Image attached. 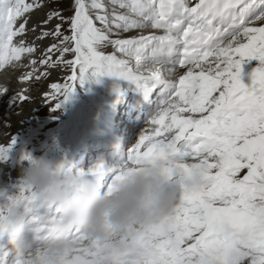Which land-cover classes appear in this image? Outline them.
Wrapping results in <instances>:
<instances>
[{
	"label": "snow or ice",
	"instance_id": "1",
	"mask_svg": "<svg viewBox=\"0 0 264 264\" xmlns=\"http://www.w3.org/2000/svg\"><path fill=\"white\" fill-rule=\"evenodd\" d=\"M44 7L46 0H0V70L17 68L39 50L38 41L54 39L38 63L63 65L71 75L41 96L55 102L53 112L77 86L105 76L127 82L153 108L148 128L126 152L117 147L118 164L100 161L82 171L101 180L110 173L103 182L110 192L137 165L160 159L169 179L179 180L168 215L103 241L74 230L80 247L63 264H264V0H71L70 16L51 10L29 27L31 13ZM109 45L112 53L103 50ZM53 52L60 53L56 61ZM253 60L259 64L245 83L242 66ZM36 65H19L31 70L18 82L48 75L37 74ZM30 91L0 83V98L10 96L18 116L34 100ZM14 144L13 137L0 143V161ZM16 189L0 192V233L8 203L23 201L31 212L38 200L22 182ZM49 215L37 209L30 217L37 246Z\"/></svg>",
	"mask_w": 264,
	"mask_h": 264
},
{
	"label": "clouds",
	"instance_id": "2",
	"mask_svg": "<svg viewBox=\"0 0 264 264\" xmlns=\"http://www.w3.org/2000/svg\"><path fill=\"white\" fill-rule=\"evenodd\" d=\"M42 151L24 159L20 169V181L36 193L37 202L31 212L23 201L8 203L6 227L0 233V239L7 237L15 259L24 258L27 264H63L80 247L74 230L89 240L112 239L134 228H148L177 202L179 180L169 179L167 161L137 165L108 192L101 178L86 174L67 158L53 159L50 147ZM0 192L7 189L0 186ZM37 209L46 214L50 210L39 246L30 223Z\"/></svg>",
	"mask_w": 264,
	"mask_h": 264
},
{
	"label": "bare ground",
	"instance_id": "3",
	"mask_svg": "<svg viewBox=\"0 0 264 264\" xmlns=\"http://www.w3.org/2000/svg\"><path fill=\"white\" fill-rule=\"evenodd\" d=\"M48 12L43 11H35L31 13L30 23L29 27H31L32 24H36L38 21L42 20L45 17V14ZM55 21V20H54ZM54 21L50 25H48L49 28H51L54 25ZM154 30H146L145 34H148V32H151ZM134 33H124L122 35L128 36L132 35ZM35 37L34 33H29L27 35V40L31 42ZM39 44V50L34 53L32 56H23L22 60L20 62H16L18 67L13 69L12 67H6L3 70H0V83H6L10 86L12 90H20L21 88L28 87L30 88V95L34 97V100L31 103L25 104L23 106L24 110L21 115H16L17 112L16 106L10 104L11 97H3L0 98V143L7 144L10 142V138H15V144L12 146L11 150L7 153V159L0 161V186H3L7 189L10 186L18 185L20 181V169L22 164L15 165V161H20V152L24 151V145L23 140L28 137L30 132L34 130L35 128H38L40 126V122L36 120V118L40 117V113L38 110L40 109V106L45 101L41 100V96L44 93L49 92V89L51 88V84L56 83L57 79H59L61 76V68H48L45 66L39 65L38 61L40 59V56L43 52V49H46L50 44L55 43V40L52 38L44 39L43 41H38ZM111 50H113L112 46H107ZM114 51V50H113ZM53 52L52 60L56 61L57 58L54 56ZM112 53V52H110ZM119 55V53H117ZM31 59L37 60L36 70L37 74H42L47 72L48 75L46 79L43 80L41 83H36L35 86H32L30 83L24 84L18 82V78L25 72L30 71V67H20L19 65H29V62ZM259 64L258 61H250L248 63H245L243 67V73H242V79L245 83L249 82L250 80V73L251 71L257 67ZM103 85H102V93L101 97L104 100V103H96L95 104V110L94 112V123H89L88 130H90L92 127L90 124H97L101 122L102 120L109 119L110 117L115 116L114 110L116 111V125L119 126L121 124L127 123V129L126 132H123L120 130L117 131V138L119 139V144L117 142L116 147L119 146V149L121 152H126V150L138 139L140 133L142 130H145L148 128L147 121H142L139 125L137 124H130L127 121L129 120V116L126 117L122 113V110L120 109V101H122L124 94H126L127 89L126 86L129 84L125 81H119L115 80L112 77H102ZM119 87V92L114 91L116 87ZM125 90V92H124ZM11 94V93H10ZM102 105H105L106 108L102 109L103 114H96V112L99 109H101ZM110 107V108H108ZM112 120V119H111ZM122 121V123H120ZM46 124V123H45ZM4 125H8V127H4ZM88 132H85V135ZM104 134V135H103ZM130 134V135H129ZM44 135H47V132H44ZM129 135V136H128ZM108 136V132L103 129L101 131V138L106 139ZM63 141L69 142L71 139L62 138ZM28 145V144H27ZM53 146L51 147L52 150ZM90 151V148L89 150ZM17 154L19 159H17ZM93 155V153H92ZM119 156V155H118ZM120 160V156L117 157ZM24 161V159H22ZM100 162V161H96ZM14 186L12 189L16 188ZM16 261V259H15ZM14 261V263H15Z\"/></svg>",
	"mask_w": 264,
	"mask_h": 264
},
{
	"label": "rangeland",
	"instance_id": "4",
	"mask_svg": "<svg viewBox=\"0 0 264 264\" xmlns=\"http://www.w3.org/2000/svg\"><path fill=\"white\" fill-rule=\"evenodd\" d=\"M107 2V0H105ZM71 5V0H56L55 3L52 0H46V7L37 10L43 12H49L51 10L59 9L63 10V14L65 16H70L71 12L68 11ZM57 21H54V24ZM64 34H69L67 29L68 25H63ZM115 38V37H112ZM15 42V40H14ZM56 42V41H55ZM106 53L113 52L109 47L103 49ZM54 56L58 59L60 56L59 52H55ZM73 55L65 54V60L73 59ZM61 68V76L57 79L56 84H64L67 83V77L71 75V70L67 69L63 65L57 67ZM55 69V68H53ZM43 74V73H42ZM47 77V76H46ZM46 77L42 78L39 82L33 80L30 82L32 86H35L36 83L43 82ZM102 85L103 80L101 78V82L99 83H86L83 87L77 86L74 95L72 98L64 104L63 108L58 111H51V108L55 106V102H44L41 104L38 112L40 113V117L36 118L37 121L40 122V126L35 128L30 132L28 137H26L22 142L24 145V151H21L20 154L23 155L25 153L35 154V156H40L43 154L42 149L44 147H52V150L49 152L50 157H52L53 152H56L57 147H55V143H60L56 138L61 135H68L70 137L77 136L81 132V125L83 123V117L85 115V111H93L95 110L96 103H104V100L101 97L102 93ZM53 89H49V92H53ZM46 123V124H45ZM47 132V135H44V132ZM28 144V145H27ZM24 152V153H23ZM23 153V154H22ZM53 158V157H52ZM19 161H15V165H19ZM16 186V185H14ZM14 186H10L8 188V192L11 193L12 188Z\"/></svg>",
	"mask_w": 264,
	"mask_h": 264
}]
</instances>
